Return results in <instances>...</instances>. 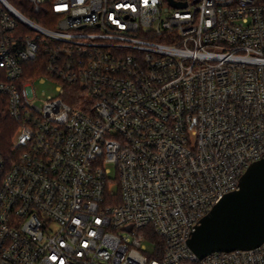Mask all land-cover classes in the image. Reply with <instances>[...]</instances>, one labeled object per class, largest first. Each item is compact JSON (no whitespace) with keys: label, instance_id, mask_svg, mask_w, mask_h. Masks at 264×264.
I'll use <instances>...</instances> for the list:
<instances>
[{"label":"built area","instance_id":"2783aa9c","mask_svg":"<svg viewBox=\"0 0 264 264\" xmlns=\"http://www.w3.org/2000/svg\"><path fill=\"white\" fill-rule=\"evenodd\" d=\"M29 1L55 26L0 0L17 124L0 264H264V243L202 259L188 245L264 159V0Z\"/></svg>","mask_w":264,"mask_h":264},{"label":"water","instance_id":"95a60500","mask_svg":"<svg viewBox=\"0 0 264 264\" xmlns=\"http://www.w3.org/2000/svg\"><path fill=\"white\" fill-rule=\"evenodd\" d=\"M177 7L186 2L170 0ZM264 243V159L250 164L239 188L227 193L201 219L188 240L200 258L217 251L252 249Z\"/></svg>","mask_w":264,"mask_h":264},{"label":"trees","instance_id":"16d2710c","mask_svg":"<svg viewBox=\"0 0 264 264\" xmlns=\"http://www.w3.org/2000/svg\"><path fill=\"white\" fill-rule=\"evenodd\" d=\"M17 10L28 18L36 20L41 25L52 28L55 25L50 19L53 18L49 9L46 6L43 7L41 11L35 12L29 0H8ZM48 12V13H47ZM22 30V29H21ZM39 62L41 66L39 67L38 73L44 72L43 61ZM16 122L9 116L8 108L4 100H0V149L4 154L11 153V141L14 137L16 130Z\"/></svg>","mask_w":264,"mask_h":264},{"label":"rangeland","instance_id":"374dc122","mask_svg":"<svg viewBox=\"0 0 264 264\" xmlns=\"http://www.w3.org/2000/svg\"><path fill=\"white\" fill-rule=\"evenodd\" d=\"M41 89L42 90H46L47 92H51V93L54 92V88L50 84L49 85L48 84L41 85ZM107 168L110 169L109 177L112 179V181H115L116 176H117V171H116L115 164L114 163H109L107 165ZM110 189L113 190L114 192H117L118 186H117L116 182H113L112 184H110Z\"/></svg>","mask_w":264,"mask_h":264}]
</instances>
